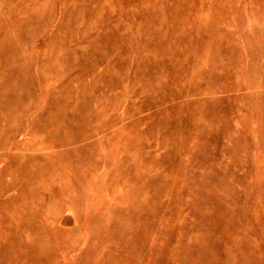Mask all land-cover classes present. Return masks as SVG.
I'll return each mask as SVG.
<instances>
[{
  "label": "rangeland",
  "instance_id": "1",
  "mask_svg": "<svg viewBox=\"0 0 264 264\" xmlns=\"http://www.w3.org/2000/svg\"><path fill=\"white\" fill-rule=\"evenodd\" d=\"M0 264H264V0H0Z\"/></svg>",
  "mask_w": 264,
  "mask_h": 264
},
{
  "label": "bare ground",
  "instance_id": "2",
  "mask_svg": "<svg viewBox=\"0 0 264 264\" xmlns=\"http://www.w3.org/2000/svg\"><path fill=\"white\" fill-rule=\"evenodd\" d=\"M161 3V2H160ZM174 3V2H173ZM179 14V13H178ZM108 62V61H107Z\"/></svg>",
  "mask_w": 264,
  "mask_h": 264
}]
</instances>
